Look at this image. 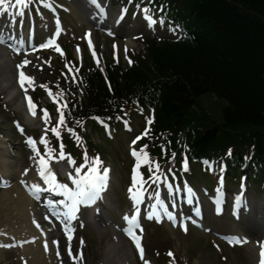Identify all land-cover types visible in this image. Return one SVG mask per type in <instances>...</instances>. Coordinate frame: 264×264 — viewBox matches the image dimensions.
<instances>
[{"label":"trees","instance_id":"16d2710c","mask_svg":"<svg viewBox=\"0 0 264 264\" xmlns=\"http://www.w3.org/2000/svg\"><path fill=\"white\" fill-rule=\"evenodd\" d=\"M162 1L168 31L180 38H140L129 64L109 65L111 88L96 68L83 71L80 85L68 82V124L83 129L90 115L118 123L152 108L143 144L161 162L169 159L163 147L176 151L184 139L190 159L250 154L264 171V0ZM208 95L226 101L218 119L199 102Z\"/></svg>","mask_w":264,"mask_h":264},{"label":"rangeland","instance_id":"374dc122","mask_svg":"<svg viewBox=\"0 0 264 264\" xmlns=\"http://www.w3.org/2000/svg\"><path fill=\"white\" fill-rule=\"evenodd\" d=\"M59 1L68 5L67 0ZM71 3L72 6L70 10L74 13L62 14L66 31L62 38V43L66 50L72 51L73 55L77 57V49L80 47L81 51L84 50L83 34L87 27L83 25L84 16L78 14L76 11L78 4L76 3L75 5L73 2ZM139 17H141V15L137 13L133 16L128 15L115 41L108 38L104 31L96 32L95 43L97 49H101L99 53L102 54L103 59L111 56V47H115L116 44L121 62H126V33L132 28L138 29L133 34L131 38L133 43L128 49L137 46L135 39L138 35L143 33V31L139 29L142 27L141 21L138 19ZM48 24L51 26L50 22H48ZM154 35L160 37L162 36V31L159 30L157 34ZM80 45H83V50ZM84 55L85 53H82L81 58H79L81 62L86 58ZM61 56L59 52L48 51L37 54L34 59L31 60V66L27 70L30 71L33 80H35V84H38L40 81L52 80L51 71L55 72L56 67L62 69V65H64L66 61V57ZM20 60L21 58L19 61ZM9 91V89L4 91L0 90V99L2 101L0 107V137L5 139L4 141L11 149L10 151L16 155V163L21 166V170L31 175L33 174L32 168L34 167V161L14 128V121L24 123V120H22L23 112L22 109H17L13 102L8 100ZM203 99L204 101L201 104L211 112L213 117H218L222 114V109L226 105V101L218 100L211 95L205 96ZM4 107L8 110L5 111ZM38 123L39 122H37V124ZM139 125L143 126L144 121L136 122L134 128ZM26 127L30 132L32 126L26 125ZM140 129L138 131H140ZM41 130L42 129L39 128V132L37 133L38 142L43 138ZM91 136L94 143L105 153L104 164L111 165L113 169L114 183L108 195V206L110 208H105L104 211L107 212L110 210L112 216L118 219L117 210L121 213L125 212L126 207L121 205V202L126 203L124 193L130 188L131 160L129 159V141L132 136L123 133L117 135L113 142L107 141L103 134H98L96 132L91 133ZM92 158L94 157L89 155L85 156V159L89 161H91ZM197 170L198 166L194 168V173H191L193 174L192 183L197 188L203 184L208 186V183L212 180L204 179L201 174L195 173ZM15 183L20 186L18 181ZM3 193L4 190H0V198ZM253 193L252 191L250 195H253ZM32 216L36 218L34 223H32L34 227L28 228L29 225L25 224L26 221L17 222L11 219L12 216L7 217L5 215L3 217L1 211L0 231L3 230L7 235L20 231H22V233H34L33 230L42 225L43 217H41L42 219L38 218V213H34ZM221 221L222 220L212 218L206 220L205 224L209 231L189 230V232L183 233L179 230H172L167 226L157 227L153 224L143 225L142 231L140 229L139 231L145 239L144 243L148 259L154 264H256L255 253H253L249 245L242 247L235 245L231 247L216 236L219 231L221 232ZM79 230L80 232L77 233L75 242H67L65 240L59 241L60 249L64 254L58 257L60 260H57L54 264H142L133 247L121 233H118V231H113L111 228H102L100 231L95 224H87L86 226H82ZM15 237L18 236L15 235L14 238ZM118 239L120 241H118ZM251 243L256 244V240L252 239ZM112 244L116 245L115 252L110 251ZM69 252H71L72 255H70ZM168 252L172 253L173 259L171 260L170 258V261L167 262L165 259ZM124 253L127 254V259H125ZM0 264H30V259L21 255V252L18 253L15 249H1Z\"/></svg>","mask_w":264,"mask_h":264},{"label":"bare ground","instance_id":"6f19581e","mask_svg":"<svg viewBox=\"0 0 264 264\" xmlns=\"http://www.w3.org/2000/svg\"><path fill=\"white\" fill-rule=\"evenodd\" d=\"M82 0H78V5L76 7L77 13L82 15V8L83 7ZM46 27V24H45ZM43 28V27H42ZM41 29V28H39ZM42 30V29H41ZM134 30H129L126 34V37L128 39L133 36ZM126 44H131L129 40L126 41ZM25 68V67H24ZM16 78L15 71L13 69V63L11 62V59L6 57V55L3 53V51L0 50V90H7L11 89L8 95V100L13 101L15 106L18 109H22V107L19 105L18 101V95H21L23 92L18 88V85L15 86L14 82H11L12 79ZM6 84V85H3ZM204 98V97H203ZM204 99H200L199 102H203ZM23 120L26 121L28 125H34V120H29L27 118H23ZM0 174L5 179L9 180V182L12 184V187L5 190L3 195L0 198V213L2 211V216L5 215L12 216L11 219L16 220L17 222H23L26 221L25 224L30 223V211L36 207L35 201L31 199L30 197V190L33 186H38V182H31L28 180L31 179H37L30 178L28 176H23V172L21 170V166L16 164V158L12 156L11 151L6 144L5 141H3L0 138ZM15 179L19 180H25L24 181V191L22 188H16L14 181ZM27 179V180H26ZM251 208L255 210V215H248L247 212L239 215V212L233 211L232 207L230 212H225L224 216H221V229L223 234H230L233 236H239L241 239L242 244H247L248 239L247 236L250 235H257L260 238H264V225L262 224L263 218L262 215L264 214V204L261 201H257L254 198L251 197ZM167 202L163 200L160 203L161 205H165ZM185 204H192L194 205L193 201L187 200ZM201 208H203V212L205 214V219H209L212 217L214 210V204L210 203L208 204L207 201L200 203ZM222 209V207L220 208ZM252 211V210H251ZM142 220L146 219L148 215H152L151 211L149 210H143ZM247 214V215H246ZM100 215H92L90 213L91 219L94 218L95 221L99 218L101 220V223H107L109 222V219H107L104 215L99 217ZM137 217V223L140 221L139 215H136ZM126 227V224L124 225ZM129 227V225H128ZM127 227V228H128ZM101 231L102 227H98ZM136 229V227L133 228V230ZM39 236L36 238V236ZM35 238L34 242L30 241V238ZM52 239L53 237H50V243L47 239H45L40 232H36L33 235H24L16 238L13 241H7L12 244L18 241H27V244L23 245L22 247H18L19 251L23 254L27 255V257L30 259V264H54L57 260L55 255V248L53 250L52 248ZM44 241H48V247L50 248V251L47 252L42 247V243ZM118 241H120L118 239ZM51 245V246H50ZM115 244H112L110 251L115 252ZM250 248L252 249L253 253L257 254L259 247H254L253 245H250ZM21 253V254H22ZM125 259H127V254L124 253ZM256 258V255H255Z\"/></svg>","mask_w":264,"mask_h":264},{"label":"snow or ice","instance_id":"6c2138e0","mask_svg":"<svg viewBox=\"0 0 264 264\" xmlns=\"http://www.w3.org/2000/svg\"><path fill=\"white\" fill-rule=\"evenodd\" d=\"M29 0H0V14H4L7 12V10L9 9V7H13V6H21L22 8H26L28 6ZM50 7V5H49ZM147 11V10H146ZM21 15L23 14L22 11L20 13ZM147 19L149 20V24L151 25L152 23H155L154 20H152L151 17H147ZM163 21H161L162 23ZM0 43H3V38L0 37ZM53 41H49L46 44L41 45V47H49L53 44ZM89 47L92 48L91 45V41H89ZM56 50L57 51H61L62 50L59 49V46H56ZM77 51L79 52V48L77 49ZM93 56L95 58V51L93 49ZM30 63V61L24 60L20 65H18L17 67L20 69L19 72V82H20V86L21 88H24L25 86V82L27 81L29 84H31L33 78L29 77L25 74V72L23 71V68ZM26 91V89H25ZM28 101H29V111L31 112V114L33 116L36 115V111H35V105L32 104L31 98L27 97ZM48 114L47 111L45 110V123L48 122ZM64 121V115L61 112V115L59 117V124H63ZM151 120L148 121L149 124H151ZM22 130V129H21ZM52 133L54 135H56L59 138L60 133L58 132L57 128H52L51 129ZM148 134V130L146 129L144 135ZM139 139V138H138ZM30 146H33V151L37 153V155L40 157L39 159V166H40V175L41 177L45 180L46 183H48L50 185V187L52 188V190H62L63 194L67 197L68 201H70V203L67 205L68 208V212L66 213V216L69 220L74 219L75 218V213L78 211V207L81 204L84 205H89L94 203L95 199L98 197L99 192L104 188L106 181H107V176H108V172L109 169L107 168H100L101 165V161L99 160L98 157H94L92 158L91 162L87 165L88 167V172L86 175H81V169L80 168H76L75 172H76V176L78 178L73 180V183L76 185V189L75 191H72L71 189L68 188L67 185L65 184H60L57 182L56 180V174L51 170V168L49 167V163L48 160H46L44 158V156H42L39 152V150L37 148H35V141H33L31 138H29L28 141ZM40 143H43L45 145V150L46 153L49 154V158L51 157V152L53 151L48 144V141L45 138H41ZM132 155L134 157H136L137 159V169L140 166L141 162L144 163H150L151 161L148 159V154L146 152H144L143 150L141 151V153H137L135 150L132 151ZM64 154L61 152L59 159H63ZM70 163H74V161H69ZM157 168H159V165H156ZM138 173L134 172V176H133V185L132 187L129 188V193H130V198L132 199V201L134 202V204H138L141 201V193H142V187L140 188V190H136L137 189V185H141L143 184V180L142 178L138 179ZM39 186H34V188L38 189ZM34 197L38 198V193L37 191H33L32 192ZM151 218V217H150ZM126 220V222L128 223L129 227L125 229L126 233L130 236V238L134 241V243L136 244V247L138 249V251L140 252L141 255V259H144V250L142 248V245L140 243V237H138L135 232L133 231L134 227H139V225L137 224V217L136 215H132L130 218L129 217H125L124 218ZM39 226V225H37ZM142 231V229H140ZM70 231V230H69ZM69 239H71V237L69 236ZM231 243V241H229ZM240 242V241H237ZM45 250H47V244H45ZM70 255H72L71 252H69ZM169 256H172V253L169 252L168 253ZM144 264H149V262L147 260L144 261ZM259 264H264V243H262L260 245V260H259Z\"/></svg>","mask_w":264,"mask_h":264}]
</instances>
